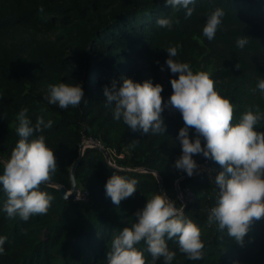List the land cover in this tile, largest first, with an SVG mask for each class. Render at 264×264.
<instances>
[{
  "label": "trees",
  "instance_id": "1",
  "mask_svg": "<svg viewBox=\"0 0 264 264\" xmlns=\"http://www.w3.org/2000/svg\"><path fill=\"white\" fill-rule=\"evenodd\" d=\"M189 7L195 10L186 18V9L173 10L164 0H0V159L10 157L19 139L17 116L26 107L33 125L40 116L53 122L43 134L58 164L51 182L41 189L54 197L46 215L26 222L8 218L0 185V236L7 237L0 264H107L114 236L130 227L134 214L160 192L178 208L184 205L185 216L202 230L203 258L189 260L171 240L168 247L176 252L172 264H264V219L252 224L242 245L217 225H206L218 191L214 178L221 169L202 155L193 157L199 168L192 177L174 167L181 155L180 113L166 108V132L146 135L115 120V105L104 95L114 81L119 86L124 78L151 80L163 86L166 102L172 93L170 80L178 74L167 67L165 49L180 45L173 59L188 63L193 71L209 72L216 89L237 106V118L246 106L264 112V96L257 89L264 79V0H196ZM216 8L225 15L209 41L202 30ZM169 17L179 21L170 30L156 24ZM241 37L248 39L242 49L236 45ZM60 82L83 87L79 107L61 109L48 103L49 86ZM257 130L264 131V124ZM189 135L195 138L193 130ZM85 136L123 154L117 158L119 166L110 164L98 147L82 153ZM79 160L76 180L89 190L87 202L68 199L59 188H72V168ZM113 174L138 181L136 192L119 205L105 190ZM179 186L194 191L196 199L184 203ZM136 247L143 250L146 244ZM144 254L152 264L150 254ZM155 264H164L163 258Z\"/></svg>",
  "mask_w": 264,
  "mask_h": 264
},
{
  "label": "clouds",
  "instance_id": "2",
  "mask_svg": "<svg viewBox=\"0 0 264 264\" xmlns=\"http://www.w3.org/2000/svg\"><path fill=\"white\" fill-rule=\"evenodd\" d=\"M196 0H164L173 10L186 9V18L193 15ZM43 13L44 9H39ZM225 12L216 8L207 16L203 36L209 41L222 24ZM178 20L159 18V27L171 29ZM247 37L237 38L238 48H244ZM180 45L167 49L166 65L178 78L170 80L172 93L164 101L161 84L151 80L142 83L124 78L122 84L113 82L104 89L106 101L115 105L114 119L127 125L132 131L143 134H163L166 126L162 113L167 108L178 111L183 120L178 141L181 155L174 167L192 177L199 168L196 155L214 161L221 169L214 178L217 194L215 205L210 208L206 225L218 226L238 244H243L255 221L264 219V131L258 126L264 124V112L259 106H246L237 118V106L222 95L215 87L216 82L207 71H193L186 62L173 58L178 55ZM236 68H240L239 63ZM163 70V69H161ZM257 89L264 96V79L257 83ZM0 96V101H2ZM85 93L80 84L60 82L49 86L45 97L49 104H58L61 109L77 108L84 101ZM28 108H22L17 116L16 129L19 139L10 157L0 159L3 174L0 185L6 196L3 211L8 218L17 216L28 221L34 215H46L54 199L41 190L48 185L58 164L55 152L46 142L45 129L53 125L37 117L35 124L28 116ZM193 130L195 138H190ZM34 137V138H33ZM137 142L132 143L135 147ZM114 167V166H113ZM211 171V169H210ZM136 179L113 174L106 182V195L115 205L131 197L137 190ZM135 222L124 227L111 241L107 252V264H148L144 252L150 254L152 264L163 258L164 264H172L176 252L168 247L167 241L174 240L179 252L189 260L203 258L204 243L201 228L184 214V205L177 207L164 192L153 194L147 199L142 210L135 214ZM6 236H0V255L5 252ZM143 242L146 249L136 245Z\"/></svg>",
  "mask_w": 264,
  "mask_h": 264
},
{
  "label": "built area",
  "instance_id": "3",
  "mask_svg": "<svg viewBox=\"0 0 264 264\" xmlns=\"http://www.w3.org/2000/svg\"><path fill=\"white\" fill-rule=\"evenodd\" d=\"M88 147H98L101 149H105L108 161L110 162V164H112L114 166H119L117 158L124 157L123 154H117L115 152V150L108 148L100 139H95L93 137H86L85 136L83 138V141L81 144L82 153H84V151ZM89 197H90L89 190H87L86 188H83V187L78 188V194H77V198H76L77 200H80L82 202H87L89 200ZM195 199H196V195H195V198L192 199V201H194Z\"/></svg>",
  "mask_w": 264,
  "mask_h": 264
},
{
  "label": "water",
  "instance_id": "4",
  "mask_svg": "<svg viewBox=\"0 0 264 264\" xmlns=\"http://www.w3.org/2000/svg\"><path fill=\"white\" fill-rule=\"evenodd\" d=\"M102 150L106 153L105 149H102ZM79 162H80V160L78 162H76L72 168V188L70 190H68L65 186H59L63 196L68 198V199H76L77 198L79 185H78L77 180H76V168H77ZM160 183L162 186V190L164 191L163 184H162L161 180H160Z\"/></svg>",
  "mask_w": 264,
  "mask_h": 264
},
{
  "label": "rangeland",
  "instance_id": "5",
  "mask_svg": "<svg viewBox=\"0 0 264 264\" xmlns=\"http://www.w3.org/2000/svg\"><path fill=\"white\" fill-rule=\"evenodd\" d=\"M46 36L50 37V38H55V34L49 33L46 34ZM180 189V190H179ZM178 191H179V196L181 198V200L184 203H187L189 201H192V199L195 198V192L190 190V189H181L180 186L178 187Z\"/></svg>",
  "mask_w": 264,
  "mask_h": 264
}]
</instances>
